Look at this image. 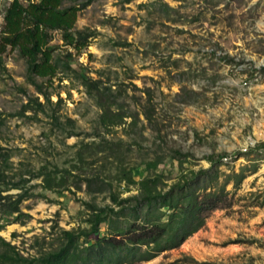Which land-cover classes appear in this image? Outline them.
Masks as SVG:
<instances>
[{
  "label": "rangeland",
  "instance_id": "374dc122",
  "mask_svg": "<svg viewBox=\"0 0 264 264\" xmlns=\"http://www.w3.org/2000/svg\"><path fill=\"white\" fill-rule=\"evenodd\" d=\"M7 1L0 0V24ZM76 26H88L94 36L67 56L71 48L59 31L52 32L55 53L68 58L72 68H62L52 79L38 78L48 100L26 80V65L17 51L3 53L0 144L11 152L10 174L15 170L28 176V170L44 162L66 165L81 139L104 135L125 140L127 162L159 155L156 170L164 167L174 175L179 169L169 156L174 148L190 152L183 165L196 168L208 165L204 154L236 152L255 130L263 133L264 98L253 86L264 81V71L258 70L264 65V0H92L78 12ZM253 67L256 79L250 74ZM81 74L110 85L117 98L112 107L137 111L136 124L125 116L121 123L104 126ZM181 85L190 92L177 95ZM35 96L42 109L36 110ZM261 156L257 170L236 191L231 189L230 207L214 209L179 246L137 264H264V205L254 204L264 191ZM242 162L245 157L240 156L220 167L237 169ZM133 172L139 178L146 169L142 165ZM39 182L34 177L26 183L41 194L21 203L30 218L0 229L23 253L35 251L39 243L48 246L61 228L89 225V208L81 200L93 195L84 183L71 193L45 189ZM135 191L132 186L122 194ZM94 199L109 201L106 192Z\"/></svg>",
  "mask_w": 264,
  "mask_h": 264
},
{
  "label": "trees",
  "instance_id": "16d2710c",
  "mask_svg": "<svg viewBox=\"0 0 264 264\" xmlns=\"http://www.w3.org/2000/svg\"><path fill=\"white\" fill-rule=\"evenodd\" d=\"M91 1L8 0L0 24V66H4L3 53L8 48L15 49L24 59L26 80L48 100L49 94L43 91L38 78L52 79L62 68H72L68 58L61 60L55 53L52 32L59 31L63 43L71 48L66 51L67 56H71L72 49L80 51L86 47L95 32L88 26L77 27L76 19L78 12ZM255 69L250 70L253 77ZM258 70L264 71V65ZM81 78L100 109L99 119L104 126L121 123L125 116H131V125L136 124L137 111L112 107V103L117 104V98L110 85L103 84L100 78L83 74ZM188 92L190 89L181 85L176 94ZM33 99L36 110L42 109L43 102L37 96ZM26 107L28 102L23 104V110ZM145 114L150 120V114ZM71 133L78 132L70 130ZM124 141L104 135L98 139H81L68 164L44 162L28 170V176L15 170L10 174L11 152L0 144V229L11 222L24 224L30 218V212L24 211L21 203L33 195H41L31 191L30 184L26 185L34 177H40L43 188L58 192L75 193L84 183L86 191L93 195L91 200H81L89 208L86 218L89 225L61 228V234L51 238L48 246L39 243L35 251L23 253L0 234V264H137L149 260L179 246L203 226L214 209L230 207L231 189L236 191L243 179L257 170L256 161L264 154V140L260 139L247 150L237 149L235 156L226 161L222 157L229 153L204 154L202 158L208 165L195 168L183 165L190 152L174 148L169 156L176 159L179 169L176 167L175 174L170 175L164 167L156 170L162 162L159 155L127 162ZM240 156L245 157V162L237 169L220 167ZM142 165L146 173L135 178L134 169ZM115 185L121 190L115 189ZM132 186L135 192L122 194ZM11 188L18 190L8 191ZM102 192L109 197L104 204L94 199L96 193ZM261 195L262 199L254 202L255 205H264V191ZM102 225H105L103 229Z\"/></svg>",
  "mask_w": 264,
  "mask_h": 264
},
{
  "label": "crops",
  "instance_id": "0c3cea01",
  "mask_svg": "<svg viewBox=\"0 0 264 264\" xmlns=\"http://www.w3.org/2000/svg\"><path fill=\"white\" fill-rule=\"evenodd\" d=\"M253 89H254V92H258L260 93V97L261 98H264V81L262 83H255L254 86H253ZM262 103L264 104V100L262 101ZM261 103V104H262ZM264 106V105H263ZM263 113H264V110H261ZM262 129H263V133L262 132H258L257 130H255V133H254V137L257 139V140H260V139H263L264 140V123L262 124ZM260 130H261V127H260Z\"/></svg>",
  "mask_w": 264,
  "mask_h": 264
},
{
  "label": "built area",
  "instance_id": "2783aa9c",
  "mask_svg": "<svg viewBox=\"0 0 264 264\" xmlns=\"http://www.w3.org/2000/svg\"><path fill=\"white\" fill-rule=\"evenodd\" d=\"M255 74V79L257 76V71H254ZM245 84L247 83L246 81H243ZM257 142V139L255 137L249 136L248 140L245 142V144H243L242 146L239 147L240 150H247V148H249L250 146L255 145V143ZM236 152H231L229 153V155L227 156H223V160H228L230 158V156H235Z\"/></svg>",
  "mask_w": 264,
  "mask_h": 264
}]
</instances>
